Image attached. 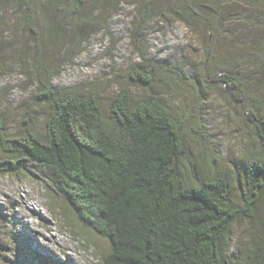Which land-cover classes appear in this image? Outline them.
Wrapping results in <instances>:
<instances>
[{
    "label": "trees",
    "instance_id": "trees-1",
    "mask_svg": "<svg viewBox=\"0 0 264 264\" xmlns=\"http://www.w3.org/2000/svg\"><path fill=\"white\" fill-rule=\"evenodd\" d=\"M11 1L23 9L21 23L33 37L35 100L46 106L48 116L43 132L36 116L27 112L22 128L10 135L0 113V175L28 168L43 173L73 220L110 240L103 264H226L234 224L254 216L264 189V104L246 95L237 77L220 73L235 102L248 108L258 140L244 166L243 205L234 206L236 177L228 169H205L186 141L182 120L150 89L157 79L155 62L144 58L125 79L144 85L147 94L133 99L125 85L106 111L97 93L53 84L55 73L41 43L67 44L65 53L83 52L86 29L105 30L102 15L89 9L95 0ZM97 1L104 11L106 2ZM115 1L137 8L138 34L171 14L189 24L207 20L212 35L229 3L264 11V0ZM259 38L258 54L264 59ZM220 68L228 71L229 65L223 61ZM256 264H264V255L258 254Z\"/></svg>",
    "mask_w": 264,
    "mask_h": 264
},
{
    "label": "rangeland",
    "instance_id": "rangeland-1",
    "mask_svg": "<svg viewBox=\"0 0 264 264\" xmlns=\"http://www.w3.org/2000/svg\"><path fill=\"white\" fill-rule=\"evenodd\" d=\"M99 1L106 2L104 11L97 0L89 9L102 15L105 30L87 28L83 52L65 53L67 44L42 41L44 58L55 73L53 84L97 93L106 111L125 85L133 99L146 95L144 85L125 79L144 58L155 62L157 79L150 89L182 120L186 141L205 169L233 173L237 181L231 200L242 206L244 166L258 140L248 108L235 102L220 73L237 77L244 93L264 104V59L258 54V36L264 42V11L229 3L212 35L207 20L192 19L189 24L171 14L153 20L138 34L134 5ZM158 1L160 5L167 0ZM23 14L11 0H0V113L10 135L22 128L27 112L36 116L43 132L48 116L46 106L35 100L36 54L33 37L21 23ZM223 61L228 71L220 68ZM255 207L253 217L234 224L226 264H256L258 254L264 255V189ZM109 244L73 220L43 173L28 168L0 175V264H103Z\"/></svg>",
    "mask_w": 264,
    "mask_h": 264
},
{
    "label": "bare ground",
    "instance_id": "bare-ground-1",
    "mask_svg": "<svg viewBox=\"0 0 264 264\" xmlns=\"http://www.w3.org/2000/svg\"><path fill=\"white\" fill-rule=\"evenodd\" d=\"M27 206H30L29 203H26Z\"/></svg>",
    "mask_w": 264,
    "mask_h": 264
}]
</instances>
